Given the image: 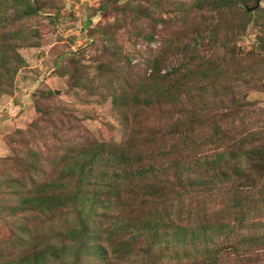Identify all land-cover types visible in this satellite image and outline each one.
Returning a JSON list of instances; mask_svg holds the SVG:
<instances>
[{
	"label": "trees",
	"instance_id": "obj_1",
	"mask_svg": "<svg viewBox=\"0 0 264 264\" xmlns=\"http://www.w3.org/2000/svg\"><path fill=\"white\" fill-rule=\"evenodd\" d=\"M256 2L194 3L195 20L186 33L150 60L144 77H125L114 94L117 108L132 115L126 117L128 135L122 142L84 134L81 142L58 149L51 165L38 148L20 146L32 128L18 130L12 154L0 157V223L9 231L0 236V264H84L91 242L95 256L109 264L108 259L139 255L141 245L142 252L152 251L163 232L186 245L187 202L194 192L217 196L222 180L238 210L236 229L249 221L250 204L255 211L264 208V126L246 124L249 103L237 99L235 85L248 67L264 62V6L247 9ZM38 11L28 2L23 14ZM132 12V23L159 20L143 6ZM4 20L0 15L1 89L24 63L20 43ZM251 22L260 26V34L244 53L237 38ZM36 106L39 121L54 114ZM64 112L56 115L63 125L77 121ZM37 126L38 120L32 127ZM196 224L189 240L198 254L193 264H225L239 246L264 245V235L242 245L222 243V225Z\"/></svg>",
	"mask_w": 264,
	"mask_h": 264
},
{
	"label": "rangeland",
	"instance_id": "obj_2",
	"mask_svg": "<svg viewBox=\"0 0 264 264\" xmlns=\"http://www.w3.org/2000/svg\"><path fill=\"white\" fill-rule=\"evenodd\" d=\"M196 1L2 0L0 15L6 19V29H12V35L18 39L17 52L24 63L14 73L12 83L0 88V157L11 155V141L17 144L18 130L29 128L33 131L24 135L25 142L20 146L38 148L50 158L51 165L55 164L58 149L62 152L66 143L81 142L78 139L84 134L122 142L128 135L126 117L132 115L117 108L114 94L125 77H144L150 60L179 33H186L183 31L195 20L192 6ZM28 2L34 3L39 11L23 14ZM138 5L153 10L159 20L143 18L132 23V8ZM260 5L264 6V0ZM115 23L119 25L117 28ZM260 29L251 22L243 36L237 38L238 48L244 53L251 51ZM149 33L152 36H147ZM244 75L243 82L235 84L240 91L236 96L249 103L246 112L251 118H246V124L250 120L259 129L264 126V62L248 67ZM39 103L43 109L53 111L52 117L39 121L41 114L36 106ZM57 111H65L77 121L63 125L57 119ZM37 120L38 126L32 127ZM208 178L210 184L206 189L214 185L211 177ZM217 186L220 187L217 196L194 192L187 202L183 217L191 218L183 226L190 230L185 235L186 245L163 232L152 251L142 252L145 246L141 245L139 255L125 260L108 259L109 264H193L198 254L189 240L199 222L206 226L222 225L219 229L222 243L236 241L242 245L260 240L264 235V208L255 211L250 204L249 221L242 229H236L233 219L238 210L229 202L231 195L225 192V180ZM103 211L99 208V213ZM8 234V228L0 223V236ZM94 245L90 243L91 251L87 252L84 264L106 262L95 256ZM225 259V264H264V245L239 246Z\"/></svg>",
	"mask_w": 264,
	"mask_h": 264
},
{
	"label": "water",
	"instance_id": "obj_3",
	"mask_svg": "<svg viewBox=\"0 0 264 264\" xmlns=\"http://www.w3.org/2000/svg\"><path fill=\"white\" fill-rule=\"evenodd\" d=\"M261 0H257L256 4L254 6H248L247 9L248 10H252L257 8L260 5Z\"/></svg>",
	"mask_w": 264,
	"mask_h": 264
}]
</instances>
